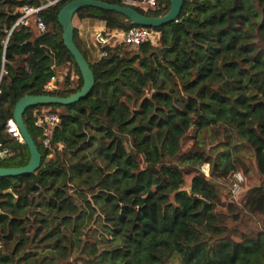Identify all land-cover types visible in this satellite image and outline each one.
<instances>
[{"label":"trees","instance_id":"obj_1","mask_svg":"<svg viewBox=\"0 0 264 264\" xmlns=\"http://www.w3.org/2000/svg\"><path fill=\"white\" fill-rule=\"evenodd\" d=\"M69 1L40 11L42 31L34 21L12 29L22 6L42 0H0V144L10 150L0 167L30 161L27 144L5 129L20 98L83 87L59 21ZM171 5L134 8L162 16ZM76 16L108 30L141 27L93 6ZM149 28L159 44L108 45L105 56L75 29L95 86L76 103L27 108L42 164L0 177V264H264V186L250 187L247 211L235 201L221 211L218 186L196 171L209 162L211 176L229 177L251 150L264 177V0H185L178 20ZM67 64L78 80L58 85ZM53 77L57 87L47 89ZM42 108L60 118L50 148L36 125ZM220 132L227 145L218 150ZM213 147L219 155H206ZM188 165L196 168L190 188Z\"/></svg>","mask_w":264,"mask_h":264},{"label":"water","instance_id":"obj_2","mask_svg":"<svg viewBox=\"0 0 264 264\" xmlns=\"http://www.w3.org/2000/svg\"><path fill=\"white\" fill-rule=\"evenodd\" d=\"M184 2L185 0H171L172 5L169 12L162 16H148L140 13L133 7L109 3L104 0H72L67 2L60 10L59 21L63 27L64 43L74 56L76 63L81 70L84 79L83 87L78 92L67 97L54 96L50 94L26 95L18 100L14 110V118L25 139V143L30 150L31 157L30 161L25 166L0 167V177L31 174L39 169L42 164V156L39 148L25 122L24 114L27 108L35 105H49L54 103H60L64 105L76 103L86 97L95 86V75L90 63L75 42L76 28L74 24V17L79 9L85 6H93L105 10H113L124 14L138 25L144 27H160L178 20ZM197 198L198 196H195V199Z\"/></svg>","mask_w":264,"mask_h":264},{"label":"built area","instance_id":"obj_3","mask_svg":"<svg viewBox=\"0 0 264 264\" xmlns=\"http://www.w3.org/2000/svg\"><path fill=\"white\" fill-rule=\"evenodd\" d=\"M43 4L40 6L24 5L20 8L21 15L15 22L12 29L21 25H29L32 21L36 22L38 27L43 31L46 29V24L40 16V11L59 0H42ZM105 1V0H104ZM125 6L136 7L140 6L143 9H149L151 7H157L158 0H123ZM11 29V31H12ZM161 33L149 27H133L128 31L123 30H108L106 26H100L93 31L92 42L87 45L91 48L92 46L98 47L99 55H107L106 46L113 45L117 46L119 44H124L126 46L137 47L144 42H152L159 44ZM118 43V44H117ZM6 69L3 68L0 73V91L1 82L3 76L6 73ZM57 87V78L53 77L52 80L47 84V89H53ZM59 115L56 112L49 111L45 108L37 110L36 112V125L45 129L47 136L44 139L46 147L52 146V134L54 126L59 121ZM5 129L15 137L18 142L25 143V139L21 133V130L14 118L10 117L7 121ZM10 154V150L7 147H3L0 144V158H5ZM243 176L239 174L237 176L238 181L236 183V189L239 188L240 182L243 180Z\"/></svg>","mask_w":264,"mask_h":264},{"label":"rangeland","instance_id":"obj_4","mask_svg":"<svg viewBox=\"0 0 264 264\" xmlns=\"http://www.w3.org/2000/svg\"><path fill=\"white\" fill-rule=\"evenodd\" d=\"M81 22H84V21L79 20L78 16L75 15L74 24H75V28H77L78 30H81V28H78V26H81ZM85 26L87 25L85 24ZM82 30L84 31L85 28ZM124 47L126 50L130 49L129 46L125 45ZM59 70L61 72L59 74L61 76V79L58 85L60 84L61 81L67 79V76H69L70 81L78 80V75L75 72V67L73 64L72 65L67 64L61 67ZM220 133L221 134L217 136L219 144H220L219 146H217L218 150L222 149L223 147L225 148L227 145V144L224 145L223 143L224 140L226 139L225 135L222 134V132ZM207 148H209V145L207 146ZM214 148L215 147H213L211 151L206 152V155L209 154L212 157H215L217 154L219 155L220 152L217 153ZM222 151L223 150H221V152ZM247 151L249 152H247L246 155H242V152L240 153L243 164H238L235 172L229 177H217L213 175L211 176L210 174H211L212 163H209V162H204L200 166L196 167L197 170L192 165H188L189 166L188 168L186 166L185 168L188 171L185 176L186 178L185 186L190 188L192 178L195 176L196 171L204 173L206 176L208 177L210 176L212 181L218 186L217 187L218 190L221 192V201L218 203L219 210L223 211V210L228 209L230 202L235 201V204L238 208L240 207L247 211L248 206L246 202H247V197L250 193V187L255 186V185L264 186V177L259 175L255 159L252 155V151L251 150H247ZM239 174L243 176L242 177L243 180L240 182L239 188L236 189V183L238 181L237 176ZM233 230H235V228ZM238 232H240V230L239 231L235 230V234L233 231V235L236 236L237 238L240 237ZM70 264H84V261L82 259L73 260Z\"/></svg>","mask_w":264,"mask_h":264},{"label":"crops","instance_id":"obj_5","mask_svg":"<svg viewBox=\"0 0 264 264\" xmlns=\"http://www.w3.org/2000/svg\"><path fill=\"white\" fill-rule=\"evenodd\" d=\"M85 24L87 26H85ZM100 26H106V24L104 22L101 23H89V22H81V26H78V28H81V30L79 31V34L83 40V42L85 43V45L87 46L88 44H90L93 40H92V36H93V30L100 27ZM85 28V32L82 30ZM92 50V49H90ZM60 76V75H59ZM59 79H61V76L59 77Z\"/></svg>","mask_w":264,"mask_h":264}]
</instances>
